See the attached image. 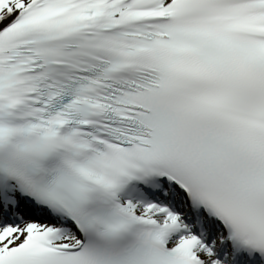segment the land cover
Wrapping results in <instances>:
<instances>
[{
	"label": "snow or ice",
	"instance_id": "snow-or-ice-1",
	"mask_svg": "<svg viewBox=\"0 0 264 264\" xmlns=\"http://www.w3.org/2000/svg\"><path fill=\"white\" fill-rule=\"evenodd\" d=\"M0 264H264V0H0Z\"/></svg>",
	"mask_w": 264,
	"mask_h": 264
}]
</instances>
